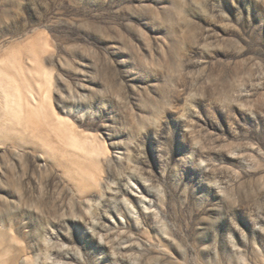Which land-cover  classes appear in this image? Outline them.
I'll use <instances>...</instances> for the list:
<instances>
[{"label": "rangeland", "instance_id": "rangeland-1", "mask_svg": "<svg viewBox=\"0 0 264 264\" xmlns=\"http://www.w3.org/2000/svg\"><path fill=\"white\" fill-rule=\"evenodd\" d=\"M0 264H264V0H0Z\"/></svg>", "mask_w": 264, "mask_h": 264}, {"label": "bare ground", "instance_id": "bare-ground-1", "mask_svg": "<svg viewBox=\"0 0 264 264\" xmlns=\"http://www.w3.org/2000/svg\"><path fill=\"white\" fill-rule=\"evenodd\" d=\"M17 101H18V103L20 102V104H21V102H22V99H21V97H20V95L18 94L17 96ZM33 99V98H32ZM32 105H36L37 107H38V102L35 100V99H33V101H32ZM29 108V107H28ZM32 107H30V109H31ZM38 108H40V106L38 107ZM41 109V108H40ZM27 110V115L28 116H30L31 115V110H29V109H26ZM25 110H23V112H24ZM37 111V110H36ZM39 114H42V112H40L39 111ZM45 114H46V119H48V117H49V115L47 114V111L45 110ZM24 116H25V113H24ZM32 123H33V125H34V130L35 131H37V132H39L40 131V129H41V126H40V123L39 122H37V121H33L32 120ZM47 126H50V130H51V128H52V132L54 133H57V134H54L55 136H54V138L53 139H55V138H59V140L60 141H65L64 143H66V145H65V148H71V150H73L75 153H73V152H71V155H69V156H67L68 158H67V161L66 162H64L63 164L64 165H66V166H69V165H74V164H83L84 162H87V160H89L88 158H87V156H89L90 158H92V157H96L97 156V154H96V150L94 149V147L92 146V147H90V146H88V144H87V142H85V143H81V141L80 140H78L76 137H74V136H71V135H69V136H65L64 134H62L61 132H62V130L60 131V128H59V124L56 122V120H53V119H49L48 120V122H47ZM48 131V130H47ZM49 133V132H48ZM47 132H46V130L45 131H43V134L46 136V134H48ZM49 135V134H48ZM47 135V137L49 138V139H51L50 138V136H48ZM58 135V136H57ZM62 137L64 138V137H66L67 138V141L64 139V140H62ZM57 140L58 139H56V141L55 140H53L52 142H50V140H47V146L46 147H48L49 149H54L55 148V150H58V148L56 149V143H58L57 142ZM58 140V141H59ZM59 144V143H58ZM63 144V143H62ZM59 146H61V143H60V145ZM43 149H44V146L42 145L41 146ZM65 148H63V149H65ZM47 149V148H46ZM66 150V149H65ZM81 153L82 154H84L85 156H83V155H81ZM74 156V157H73ZM81 157H85V159L83 160ZM93 163L94 162H92L91 163V166L93 165ZM83 180H85L86 178H82Z\"/></svg>", "mask_w": 264, "mask_h": 264}]
</instances>
